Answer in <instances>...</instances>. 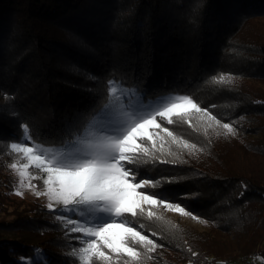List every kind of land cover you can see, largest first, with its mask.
Instances as JSON below:
<instances>
[{"label": "trees", "instance_id": "16d2710c", "mask_svg": "<svg viewBox=\"0 0 264 264\" xmlns=\"http://www.w3.org/2000/svg\"><path fill=\"white\" fill-rule=\"evenodd\" d=\"M263 19L264 0H0V209L16 185L8 164L17 157L4 141L19 135L21 121L39 140L58 143L103 105L109 80L147 89L148 100L187 94L222 123H233L237 133L227 137L241 155L228 157L213 140L211 160L201 159L203 146L195 157L129 166L171 177L143 191L171 192L207 228L198 233L156 211L162 219L138 217L135 223L158 233L152 238L163 245L140 264H264V38L242 31ZM221 75L231 82L213 80ZM250 122L258 123L261 138L249 144ZM168 127L184 139L201 134L186 123ZM46 204L35 199L16 221L0 220V264H29L37 248L49 264H72L70 243H76ZM14 232L39 241L8 237ZM228 234L234 247H219L218 237Z\"/></svg>", "mask_w": 264, "mask_h": 264}, {"label": "snow or ice", "instance_id": "6c2138e0", "mask_svg": "<svg viewBox=\"0 0 264 264\" xmlns=\"http://www.w3.org/2000/svg\"><path fill=\"white\" fill-rule=\"evenodd\" d=\"M231 79L213 78L217 83ZM148 95L147 89L109 80L103 105L70 127L58 143L39 140L26 121L19 123V135L4 141L10 142V153L17 157L8 164L18 177L13 194L23 197L27 190L37 198L46 197L53 220L77 242L69 253L72 264H140L145 257L152 259L150 254L163 247L152 238L159 239L158 233L146 234L144 225L135 221L144 216L162 219L153 211L158 207L206 223L171 192L143 191L170 183L171 177H149L129 165L169 163L160 157L179 158L172 145L202 151L168 127L180 122L196 130L194 115L205 122V135L208 129L222 128L225 135L235 136L237 129L187 94L169 93L152 100ZM32 251L29 264H49L40 249Z\"/></svg>", "mask_w": 264, "mask_h": 264}, {"label": "rangeland", "instance_id": "374dc122", "mask_svg": "<svg viewBox=\"0 0 264 264\" xmlns=\"http://www.w3.org/2000/svg\"><path fill=\"white\" fill-rule=\"evenodd\" d=\"M242 31L245 35H247L249 37H252L255 39H263L264 38V19L263 20H257L255 22L250 23V24H246L242 28ZM193 119H194V121H191L192 124L195 125L196 129L198 128L201 130V134L198 137V138H200V140H198V138H196V136L192 140L188 139L186 136L185 137H186V140H188L190 143H195L197 145L198 149H202L203 146H206V153H204L202 155L201 159L206 157L208 160H211L210 159L211 157H209V155H210L209 153H211V149L209 147H211V146H208L207 143H209V141H213V140H215V142L217 143L218 146L226 148L229 150L228 151V157H232V156L236 157L235 155H241V153L239 152L241 150L238 148V147H240L239 143L238 144L233 143V139L227 137L228 135H226L225 137H222L221 139L217 135H216L217 138L213 137L216 133H221V131H224L222 128H216L215 130L208 129L207 135H205V132H204L205 122L200 120L198 116L194 117ZM232 120L238 121V118H233ZM246 126L250 130V133L248 134V138H247V140L249 141L248 142L249 144H250V142L252 143L254 141V139H260L261 138V134H258V132H259L258 123L250 122V123L246 124ZM253 133H256V134H253ZM206 136L208 137V140L204 141ZM195 139L197 142L195 141ZM218 140L221 142L220 144L218 143ZM202 151L177 148V146L174 145V152H176L178 154V157L180 155L181 156L189 155V156L195 157L196 155L200 154ZM33 171H35V170H33ZM13 175L15 177V181H16V185H17L18 177L14 172H13ZM33 183H35V184L39 183L37 185L42 186L41 181H33ZM16 185H15V188H16ZM147 189H149V188H147ZM13 193L14 192L9 194V196H7V194H6L5 195L6 198L4 197L6 202L9 203V206H6V207L2 206V208L0 209V220L3 219L5 221H9V222L16 221L18 219L17 217H20L19 214L22 213L21 211H18V210H23L26 203L28 206L34 204L35 199H43L45 201V203H47L46 197L37 198L31 193V191L25 190L23 197L14 195ZM153 211L159 212L160 214H162V216L169 218V219H172V220L180 223L181 226H183V227L185 226V227L192 229L198 233H204L205 230L207 229V228L203 227L199 222H196V221H194V220H192L186 216H181L177 213L167 211L163 207H158L156 209H153ZM24 215H25V213L23 214V216ZM0 234H2L1 231H0ZM8 235H9L8 237L12 236V237H16V238H21L24 240H28L30 242L39 241V238L36 235H34L32 233H28V232H21L18 234L14 232V234H8ZM72 236H78V234H73ZM227 236L228 237L224 236L223 238L219 236L218 240L215 243L219 247H229L231 245L234 247V245L232 243V240H235V239H233L234 234H228ZM75 243H77V242L75 241ZM70 244H71V246L74 245L72 242ZM162 252L163 251H161V252L159 251L158 253L163 254ZM158 256H160V255H158ZM77 263H78V261H77Z\"/></svg>", "mask_w": 264, "mask_h": 264}]
</instances>
